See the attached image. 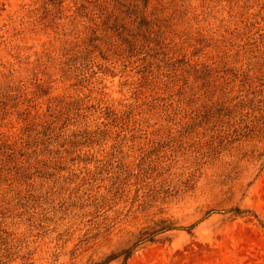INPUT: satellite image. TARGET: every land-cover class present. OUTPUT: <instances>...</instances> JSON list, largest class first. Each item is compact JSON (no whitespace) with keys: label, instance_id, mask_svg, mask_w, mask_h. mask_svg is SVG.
Returning a JSON list of instances; mask_svg holds the SVG:
<instances>
[{"label":"rangeland","instance_id":"374dc122","mask_svg":"<svg viewBox=\"0 0 264 264\" xmlns=\"http://www.w3.org/2000/svg\"><path fill=\"white\" fill-rule=\"evenodd\" d=\"M0 264H264V0H0Z\"/></svg>","mask_w":264,"mask_h":264}]
</instances>
